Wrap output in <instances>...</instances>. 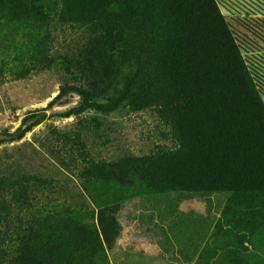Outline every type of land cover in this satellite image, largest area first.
<instances>
[{"label": "trees", "instance_id": "obj_1", "mask_svg": "<svg viewBox=\"0 0 264 264\" xmlns=\"http://www.w3.org/2000/svg\"><path fill=\"white\" fill-rule=\"evenodd\" d=\"M260 8L253 0H0V69L18 79L59 62L92 90L104 84L99 92L107 103L84 85L66 83L50 107L75 92L82 98L76 112L121 104L156 108L175 146L85 166L79 177L93 203L178 190L226 192L200 251L175 239L198 264H259L248 245L264 236V225L253 233L240 218L254 211L264 222V100L223 10ZM54 23L91 28L96 37L79 56H55ZM13 177L0 181V225L12 223L14 207L27 223L9 225L14 264H98L105 248L115 246L120 227L114 218L88 225L70 209L42 210L34 177Z\"/></svg>", "mask_w": 264, "mask_h": 264}, {"label": "rangeland", "instance_id": "obj_2", "mask_svg": "<svg viewBox=\"0 0 264 264\" xmlns=\"http://www.w3.org/2000/svg\"><path fill=\"white\" fill-rule=\"evenodd\" d=\"M223 11L227 20L234 22L227 10ZM242 22L245 25L237 24L235 30L244 37L246 21ZM50 30L55 56H79L96 37L91 28L77 25L54 23ZM247 43L255 46L253 40ZM244 54L262 81L264 61L258 54ZM3 72L0 69V181L8 183L18 174L34 177L35 203L42 210L70 209L72 216L82 217L88 225L98 224L100 217L114 218L120 227L119 237L112 249L105 248L98 264H198L197 258L189 259L186 248L175 238L200 250L227 203L228 193L178 190L130 196L99 206L79 177L91 162L153 155L173 148L171 129L162 113L156 108L133 111L126 104L108 111L87 108L76 112L82 98L75 92L50 107L66 83L84 85L97 95L96 100L108 101L99 92L103 83L92 90L76 69L67 71L59 62L25 78ZM103 92L111 96L109 91ZM8 214L12 223L0 225V264H14L9 225L27 226L18 208ZM245 222L253 233L264 225L254 211L241 215L240 224ZM257 237L248 245L250 256L264 264V236Z\"/></svg>", "mask_w": 264, "mask_h": 264}, {"label": "built area", "instance_id": "obj_3", "mask_svg": "<svg viewBox=\"0 0 264 264\" xmlns=\"http://www.w3.org/2000/svg\"><path fill=\"white\" fill-rule=\"evenodd\" d=\"M249 0H233L234 3H238V5H244V3H246ZM254 3L258 2L261 3V5L263 6L264 1L260 0V1H256L253 0ZM234 9V8H233ZM238 9V7H236V10ZM224 12V11H223ZM232 20H234V22H230L228 21L231 30L234 33V36L236 37L238 44L241 47V51L244 55V58L247 61V64L252 67V65L249 63V59L245 56L244 53H251V54H258L260 56V59L264 61V9L262 10V8H260L258 11H247L244 13H238L234 12L232 13L230 10L227 11ZM246 21V34L249 36H245L242 37L241 35H239L240 32L236 31L235 28L236 25L243 23L242 21ZM235 23V25H234ZM244 24V23H243ZM245 25V24H244ZM251 42L253 40V42L255 43V46L250 45L249 43L246 42ZM243 42H245L246 44L243 46ZM258 81L260 83V88H261V94L262 96L264 95V79L261 81L260 78H258ZM263 83V84H262Z\"/></svg>", "mask_w": 264, "mask_h": 264}, {"label": "crops", "instance_id": "obj_4", "mask_svg": "<svg viewBox=\"0 0 264 264\" xmlns=\"http://www.w3.org/2000/svg\"><path fill=\"white\" fill-rule=\"evenodd\" d=\"M186 244V243H185ZM189 248H191L193 251H196V249H194L190 244H186ZM203 247V246H202ZM201 250V249H200ZM198 250V251H200Z\"/></svg>", "mask_w": 264, "mask_h": 264}]
</instances>
